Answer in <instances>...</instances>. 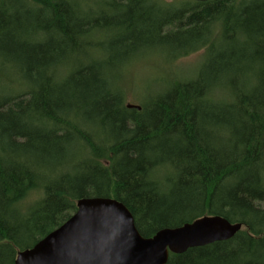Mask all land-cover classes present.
I'll list each match as a JSON object with an SVG mask.
<instances>
[{"label": "trees", "instance_id": "obj_1", "mask_svg": "<svg viewBox=\"0 0 264 264\" xmlns=\"http://www.w3.org/2000/svg\"><path fill=\"white\" fill-rule=\"evenodd\" d=\"M147 2L92 15L76 0H0V69L20 88L0 96V264L82 198L122 203L145 238L203 216L243 227L166 264H264V0ZM153 44L204 60L149 97L137 86L141 109H127L119 73Z\"/></svg>", "mask_w": 264, "mask_h": 264}, {"label": "water", "instance_id": "obj_2", "mask_svg": "<svg viewBox=\"0 0 264 264\" xmlns=\"http://www.w3.org/2000/svg\"><path fill=\"white\" fill-rule=\"evenodd\" d=\"M75 208L60 226L17 252L14 264H166L170 254L228 241L243 228L220 216H203L145 238L129 210L114 199L82 198Z\"/></svg>", "mask_w": 264, "mask_h": 264}, {"label": "rangeland", "instance_id": "obj_3", "mask_svg": "<svg viewBox=\"0 0 264 264\" xmlns=\"http://www.w3.org/2000/svg\"><path fill=\"white\" fill-rule=\"evenodd\" d=\"M105 1L108 0H76L81 8L83 7L84 10H88L92 15L108 11ZM147 1L148 4L145 5V8L150 9L152 5H155L169 10L187 7L192 2V0ZM112 34L109 33L104 36L107 43L111 41ZM151 46L153 47L147 49L143 47L139 58L127 67L128 71L125 68V72L121 71L119 73V76L123 77L121 84L124 89L126 104L139 105L136 97L137 86L139 91L138 96L140 98L149 97L153 93V90H155V87L159 88L162 86L165 78L174 81L180 78L193 77L201 62L204 60L202 50L172 61L173 56L177 55L178 51L168 46L164 47L156 44ZM118 72L116 73L117 75ZM18 80L19 77L14 76L11 72L0 69V96L15 95L18 93L20 91ZM71 173L70 175L73 176ZM42 196V189H34L23 200L21 206H23V209H27L38 202Z\"/></svg>", "mask_w": 264, "mask_h": 264}, {"label": "flooded vegetation", "instance_id": "obj_4", "mask_svg": "<svg viewBox=\"0 0 264 264\" xmlns=\"http://www.w3.org/2000/svg\"><path fill=\"white\" fill-rule=\"evenodd\" d=\"M212 1H216V0H210V1H207V2H212ZM219 1H222V0H219ZM192 2H194V3H206V2H195L193 0H192Z\"/></svg>", "mask_w": 264, "mask_h": 264}]
</instances>
